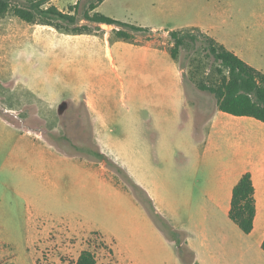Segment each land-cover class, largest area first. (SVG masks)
Returning a JSON list of instances; mask_svg holds the SVG:
<instances>
[{
  "label": "rangeland",
  "instance_id": "1",
  "mask_svg": "<svg viewBox=\"0 0 264 264\" xmlns=\"http://www.w3.org/2000/svg\"><path fill=\"white\" fill-rule=\"evenodd\" d=\"M7 1L11 7L30 3ZM91 1L97 0H50L41 6L52 4L62 12L75 7V24L88 25L98 36L59 32L11 11L0 17V180L9 182L8 189L0 185V264H75L83 249L93 251L96 264H184L149 214L146 192L100 156L84 102L75 99L87 84H114L115 117L105 134L109 150L123 163L130 77L124 75L118 45L113 46L117 71H110L104 57L100 37L111 34L113 25L80 19ZM228 1L234 14L237 0ZM226 10V0H101L97 7L120 21L166 28L219 25ZM154 32L137 34L135 42ZM176 60L204 122L216 100L198 85L218 81V63L199 46L180 49ZM23 129L31 130L34 144L19 136ZM136 166L138 175L150 177Z\"/></svg>",
  "mask_w": 264,
  "mask_h": 264
},
{
  "label": "crops",
  "instance_id": "2",
  "mask_svg": "<svg viewBox=\"0 0 264 264\" xmlns=\"http://www.w3.org/2000/svg\"><path fill=\"white\" fill-rule=\"evenodd\" d=\"M228 5L226 0L227 14L219 25L148 27L157 33L133 43L109 42L107 32L99 36L110 71H117L113 46L118 45L124 75L130 77L125 90L129 131L124 135L123 163L109 150L105 134L112 131L115 117L114 84L90 83L74 96L84 102L99 151L146 192L168 223L184 233L183 242L193 251L196 264H264V122L220 111L217 106L207 112L204 122L199 121L195 98L189 95L182 70L168 50L170 30L198 27L264 74V0H237L234 14ZM18 133L35 143L30 129ZM136 164L150 171V177L138 175ZM101 170L105 174L107 168L101 166ZM244 173L251 176L255 197L249 233L229 217L232 189ZM0 185L9 188L8 180H0Z\"/></svg>",
  "mask_w": 264,
  "mask_h": 264
},
{
  "label": "trees",
  "instance_id": "3",
  "mask_svg": "<svg viewBox=\"0 0 264 264\" xmlns=\"http://www.w3.org/2000/svg\"><path fill=\"white\" fill-rule=\"evenodd\" d=\"M50 0H30L29 6L11 7L7 0H0V17L11 11L19 19L28 23H38L54 27L59 32L68 34H95V29L88 25H76L77 17L70 8L68 12L60 11L55 5L42 7L41 4ZM101 0L89 2L80 19L97 24L113 25L109 42L112 39L133 43L139 33L151 32L148 27L124 22L104 15L96 10ZM78 3L74 6H76ZM169 53L176 60L180 49H190L199 46L207 56L218 63L216 71L218 81L209 84L199 83L202 90L211 92L216 100L217 109L236 116H248L264 122V74L244 62L232 51L226 49L211 36L198 27L172 29L168 32ZM100 156L112 162L105 154ZM141 188V187H140ZM149 198V197H148ZM147 207L157 226L166 237L171 239L176 247L179 258L184 264H196L194 253L180 239L182 231L175 229L163 218L153 206ZM255 215L254 186L249 173H244L232 189L229 217L244 233L253 228ZM264 250V240L262 242ZM189 255L190 258L187 257ZM75 264H96V257L90 249H83L78 254Z\"/></svg>",
  "mask_w": 264,
  "mask_h": 264
}]
</instances>
